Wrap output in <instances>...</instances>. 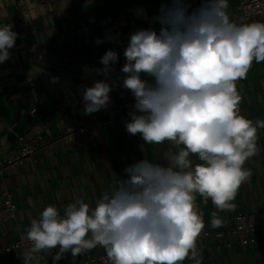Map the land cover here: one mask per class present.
Wrapping results in <instances>:
<instances>
[{"label": "clouds", "instance_id": "1", "mask_svg": "<svg viewBox=\"0 0 264 264\" xmlns=\"http://www.w3.org/2000/svg\"><path fill=\"white\" fill-rule=\"evenodd\" d=\"M228 6V0H202L192 9L189 0H170L153 17L159 31L130 34L120 70V85L135 100L126 129L145 145L167 141L163 162L145 158L126 167V178L114 180L95 207L83 198L63 215L54 205L45 207L30 221L23 264H39L42 251L59 249L56 264L65 252L76 257L97 246L110 264H183L186 258L201 264L197 239L205 224L196 194L220 211L234 209L250 176L244 165L258 153L257 132L264 129V120L241 114L237 90L253 61L264 62V22L237 23ZM17 36L11 24L0 26V64L10 59ZM118 59L112 49L101 57L104 67L95 71L106 79L83 91L85 115L109 107L117 81L107 78ZM193 154L202 163L194 165ZM212 216V227H219L221 220Z\"/></svg>", "mask_w": 264, "mask_h": 264}, {"label": "crops", "instance_id": "2", "mask_svg": "<svg viewBox=\"0 0 264 264\" xmlns=\"http://www.w3.org/2000/svg\"><path fill=\"white\" fill-rule=\"evenodd\" d=\"M19 1L0 0V26L11 24L12 30L18 34L15 46L9 50L10 59L0 64V138L7 137L6 144L0 143V167L5 165L13 151L11 141L14 134H21L26 139L40 136L41 143H50L66 127L124 102L131 92L115 78L117 86L110 92L109 107L85 115L83 99L73 107H62V101L56 96L60 85H54L51 79L73 78L80 67L84 69V77L89 69L103 68L100 59L109 49L119 56L112 73L117 74L125 63L123 52L130 34L149 27L159 31L160 24L153 21V17L159 14L162 4L170 3V0H52L54 9L51 10L47 4L35 6L38 0H23L30 10L27 22L35 32L21 39ZM189 2L195 9L202 0ZM228 5L230 19L235 22L258 21L255 18L250 21L241 19L238 0H228ZM118 15H125V19L114 23ZM98 38L103 42L97 44ZM237 90L242 97L241 114L253 121L264 120V62L253 61L247 77L239 80ZM33 110L34 115L30 116ZM130 110L124 109L110 116L114 124L100 128V142L80 148L56 142L38 153L36 163L29 160L0 174V209L4 191L14 195L17 206L15 219L0 226V251L17 240L19 231H28L30 221L38 219L45 207L54 205L63 215L64 208L77 198H83L95 207L96 200L110 190L114 180L126 178V167L145 158L163 162L161 153L169 149V143L145 145L139 134H130L126 129V122L131 119ZM14 123L17 127L11 131ZM257 136L259 151L244 165L250 176L232 201L234 209L220 211L210 198L205 202L196 194L195 203L205 224L202 233L226 232L234 215L264 210V129H258ZM190 158L194 165L202 163L195 154ZM214 212L221 220V225L215 228L211 223ZM252 237L253 243L245 247L228 235L222 239H197L201 264H264V233ZM229 243L231 247H227ZM53 250L54 253L42 251L37 255H43L46 262L53 264V257L59 249ZM103 253L106 250L97 246L76 257ZM71 257L70 251L65 252L56 263ZM42 263L43 260L39 259V264ZM0 264L23 263L12 253L0 255ZM183 264H195V261L186 258Z\"/></svg>", "mask_w": 264, "mask_h": 264}, {"label": "built area", "instance_id": "3", "mask_svg": "<svg viewBox=\"0 0 264 264\" xmlns=\"http://www.w3.org/2000/svg\"><path fill=\"white\" fill-rule=\"evenodd\" d=\"M48 5L51 10L54 9L52 0H38L35 6ZM20 9L18 24L20 26L19 37L26 39L29 35L35 31L33 27L27 22L29 15V9L23 0L18 3ZM241 14V19L244 21H250L252 18L258 21L264 22V0H238V7ZM125 15H118L114 19V23L122 22ZM84 69L82 67L76 70V74L73 78L62 79L57 85H60L56 96L62 101V107L72 106L79 104L83 99L82 93L86 87H90L97 80H104L106 77L98 74L95 70L92 74L95 75L96 80L90 78L91 73L84 77ZM123 73L119 71L117 74L110 75L108 79L109 83L115 81V78L123 77ZM84 78H83V77ZM77 81V82H76ZM239 81H237V85ZM135 100L132 94L121 104L114 105L111 109L104 111L102 114L92 115L89 119H81L76 125L66 127L60 136L53 142L41 143L40 136L35 138L26 139L21 134H14L11 146L12 153L8 156L4 166L0 167V174H3L5 169H15L16 167L23 165L26 161L32 160L36 163V156L42 149L51 147L56 142H64L70 144L75 148L84 147L91 143H97L101 140L100 128L110 127L114 124V120L110 118L112 115H117L122 110H130L134 105ZM35 110L30 112V116H33ZM17 124L11 125L10 130L15 131ZM104 156V155H103ZM3 206L0 209V226L7 224L16 217L17 206L14 202V195L9 191L3 192ZM232 225L226 232L208 233L203 232L198 239L210 240L211 237L222 239L225 236H231L243 247L253 243L255 234L264 233V210L250 213V214H236L232 218ZM27 231H19L16 241L10 243L4 249L0 251V255L14 254L23 263V255L27 249L31 247V242L26 238ZM227 247H231V244H227ZM54 253V250L51 251ZM39 258L43 260L42 264H49L45 261L43 255H39ZM56 264H110L107 260V253H103L98 256H86V257H71L66 258L60 263Z\"/></svg>", "mask_w": 264, "mask_h": 264}, {"label": "bare ground", "instance_id": "4", "mask_svg": "<svg viewBox=\"0 0 264 264\" xmlns=\"http://www.w3.org/2000/svg\"><path fill=\"white\" fill-rule=\"evenodd\" d=\"M88 71H89L88 74L91 73V74H89L90 75V78L96 80L95 75L92 74V72L94 71V69H89ZM51 82L54 83V85L55 84H59L61 82V79L59 77H52Z\"/></svg>", "mask_w": 264, "mask_h": 264}]
</instances>
